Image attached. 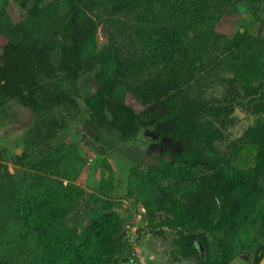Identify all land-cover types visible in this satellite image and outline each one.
Listing matches in <instances>:
<instances>
[{"label": "trees", "instance_id": "16d2710c", "mask_svg": "<svg viewBox=\"0 0 264 264\" xmlns=\"http://www.w3.org/2000/svg\"><path fill=\"white\" fill-rule=\"evenodd\" d=\"M117 1L133 5L135 0ZM208 1L209 7L219 2ZM165 3V16L168 13L169 19L177 18L182 9L180 1ZM89 12H95L93 2L85 0L80 4L69 0L66 26L51 22L41 29V34L25 42L0 44V108L17 101L46 117L44 127L28 131L34 143L44 148L34 166L36 171L28 175L29 184L0 195V230H14V240L26 248L32 244L28 249L29 264H110L130 247L124 240L123 221L114 210L92 209L83 232L68 225L64 217L78 201L79 189L51 177L60 166V158L53 154L52 141L64 127L53 115L55 110L62 109L75 117L85 110L88 116L83 132L102 149L132 139L149 119L145 113L110 110L111 101L105 103L97 96L87 98L84 108L79 103L71 70L89 66L106 80L108 75L100 70L113 66L119 58L112 47L95 55L86 54L87 45L95 44L99 28V22ZM54 29L65 40L63 52L55 48ZM2 31L0 20V34ZM154 38L157 48L163 45L167 54L178 57V49L173 45L176 35L162 28ZM163 60L169 63V58ZM195 63L189 65L195 67ZM223 65L233 75L220 76L212 86L207 83L208 87L216 88L214 91L203 86L189 96H178L182 81L175 86L164 82L156 89L145 90L147 100L167 98V105L175 114L173 135L185 141L186 148L175 154L173 161L163 160L149 166L139 176L137 191L149 216L156 211L172 215L166 224L175 229L172 239L175 257L193 264H232L236 257L244 255L251 264H259L264 255V241L252 255L246 254L245 248L253 227L264 218V61L252 64L236 58ZM66 67H72L70 72ZM108 89L109 98L123 104L122 91L113 86ZM136 94L139 96V92ZM237 109L245 114L246 120L252 118L238 141L258 145V162L254 167H242L236 162L237 143L230 145L228 153L217 145L228 138V131L237 124ZM157 175L174 182L160 185ZM181 193L186 201L180 198ZM255 195L256 200L247 204L246 200ZM6 220L10 223L8 227ZM0 242L6 243L4 239Z\"/></svg>", "mask_w": 264, "mask_h": 264}, {"label": "rangeland", "instance_id": "374dc122", "mask_svg": "<svg viewBox=\"0 0 264 264\" xmlns=\"http://www.w3.org/2000/svg\"><path fill=\"white\" fill-rule=\"evenodd\" d=\"M85 0H77L82 4ZM94 3L95 12H89L99 22L95 44L87 45L86 54L112 47L118 49L115 64L100 71L83 66L66 67L75 77L74 86L79 103L84 108L86 99L97 96L109 103L110 110H130L145 113L148 122L128 141H117L102 149L83 132L88 113L76 117L62 109L57 116L64 127L53 142V154L60 158V166L51 177L79 189L76 204L68 208L64 221L83 232L89 222L90 212L114 210L123 221L124 240L129 244L110 264H133L132 259L144 258L147 264H193L190 260L173 255L172 239L175 229L166 223L172 215L156 211L149 216L138 195L139 176L151 165L163 160L173 161L175 154L183 152L185 141L174 137L175 114L167 105V98L156 101L146 99L148 87L156 89L164 82L175 86L184 82L178 96H189L203 87L216 90L214 81L233 72L224 67L227 60L262 64L264 61V0H219L209 7L208 0H178L182 6L177 18L169 19L163 12L166 0H135L124 5L117 0H86ZM3 31L0 44L25 42L51 22L66 26L69 20V0H0ZM168 18V19H165ZM176 35L173 45L178 57L167 54L163 45L157 48L154 37L159 29ZM55 48L66 49L63 35L53 30ZM173 39L172 37L169 41ZM166 53V54H165ZM172 56V57H171ZM116 58V57H115ZM169 58L166 64L163 59ZM195 63V67L189 65ZM168 68V69H167ZM70 72V71H69ZM67 73V76L69 75ZM135 74V78L133 77ZM122 91L123 104L109 98V87ZM139 92V96L136 94ZM176 108V106L174 107ZM172 113V116H170ZM237 124L218 147L229 151L237 143L236 162L242 167H254L258 162V145L238 141L243 128L252 121L237 109ZM46 117L10 101L0 108V195L10 194L16 188L29 184L28 175L41 158L44 148L34 143L28 131L44 127ZM160 185L169 186L173 180L157 175ZM255 195L246 203L255 201ZM180 198L186 201L184 193ZM4 224V222H3ZM8 227L10 223L5 221ZM0 264H29L27 256L32 244L26 248L14 240V230H0ZM8 239V240H7ZM264 241V218L253 227L246 241V254L252 255ZM240 255L232 264H251Z\"/></svg>", "mask_w": 264, "mask_h": 264}, {"label": "built area", "instance_id": "2783aa9c", "mask_svg": "<svg viewBox=\"0 0 264 264\" xmlns=\"http://www.w3.org/2000/svg\"><path fill=\"white\" fill-rule=\"evenodd\" d=\"M133 264H147V262H145L144 258L138 256V259L136 260L135 258L132 259Z\"/></svg>", "mask_w": 264, "mask_h": 264}, {"label": "water", "instance_id": "95a60500", "mask_svg": "<svg viewBox=\"0 0 264 264\" xmlns=\"http://www.w3.org/2000/svg\"><path fill=\"white\" fill-rule=\"evenodd\" d=\"M259 264H264V255H263V257H262V259H261Z\"/></svg>", "mask_w": 264, "mask_h": 264}]
</instances>
